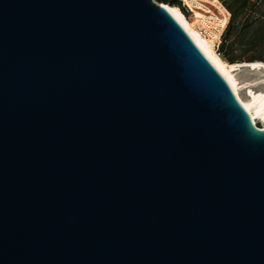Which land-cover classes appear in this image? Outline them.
Returning <instances> with one entry per match:
<instances>
[{
    "label": "water",
    "instance_id": "95a60500",
    "mask_svg": "<svg viewBox=\"0 0 264 264\" xmlns=\"http://www.w3.org/2000/svg\"><path fill=\"white\" fill-rule=\"evenodd\" d=\"M0 264H264V127L166 4L0 0Z\"/></svg>",
    "mask_w": 264,
    "mask_h": 264
},
{
    "label": "bare ground",
    "instance_id": "6f19581e",
    "mask_svg": "<svg viewBox=\"0 0 264 264\" xmlns=\"http://www.w3.org/2000/svg\"><path fill=\"white\" fill-rule=\"evenodd\" d=\"M206 1L211 2L212 0H206ZM166 7L171 12V14L176 18V20H178V22L183 26V28L188 32V34L191 36L194 42L198 45V47L210 60V62L217 68V70L226 79V81L232 88L234 94L236 95L238 101L251 116L254 124H256V120L262 121L264 123V89L261 91H255L252 88H248L245 90L246 97L242 98L238 92V88L240 87V84L231 73L238 66L241 65L246 66L251 70H258L264 68V62L261 60H253V61L230 63L224 60L222 56L214 48L213 40L203 37L200 34L195 24L196 20L194 19L189 20L178 6H171L166 4ZM202 8L204 10L203 12H199L194 9V13L196 14L195 18L197 19L198 17H200L202 18V20H206L204 13L208 12L209 9L206 6ZM216 9L218 12L222 13L220 9L218 8Z\"/></svg>",
    "mask_w": 264,
    "mask_h": 264
},
{
    "label": "rangeland",
    "instance_id": "374dc122",
    "mask_svg": "<svg viewBox=\"0 0 264 264\" xmlns=\"http://www.w3.org/2000/svg\"><path fill=\"white\" fill-rule=\"evenodd\" d=\"M225 3H231L232 0H223ZM180 10L184 15L191 20L192 16L190 13L185 12L182 7ZM248 24V31L242 37L237 35V46L235 53L240 58V62L247 61L251 57L258 55L264 56L263 46H254L253 40L258 35L261 27L264 25V0H250V4L245 8L238 11L236 18L234 19V32L233 36L236 35L237 30L243 25ZM257 31V32H256ZM249 42H251L249 44ZM222 58L226 60L223 56ZM227 61V60H226ZM236 80L239 82L240 87L238 92L242 98L246 97L245 90L252 88L255 91H261L264 89V68L258 70H251L246 66H238L234 71L231 72ZM260 127L264 126L262 121L256 120V125Z\"/></svg>",
    "mask_w": 264,
    "mask_h": 264
},
{
    "label": "trees",
    "instance_id": "16d2710c",
    "mask_svg": "<svg viewBox=\"0 0 264 264\" xmlns=\"http://www.w3.org/2000/svg\"><path fill=\"white\" fill-rule=\"evenodd\" d=\"M156 1L171 6H178L179 8H181V0H156ZM221 1L229 11L230 19L221 36V41L218 45L217 52L230 63L240 62V58L235 53V49L238 44L237 35H238V39L239 37L245 35V33L248 31L249 25L247 23L243 24L239 28V30H237L236 35L233 36V32L235 30L234 19L236 18V15L239 10L245 9L250 4V0H232L231 3H225L223 0ZM250 43L251 42H249V44ZM253 43L254 46L260 45L264 47V25L261 27L258 35L253 40ZM253 60H261L264 62V56L258 55L255 57H251L247 61H253ZM257 127L260 128V125L257 124Z\"/></svg>",
    "mask_w": 264,
    "mask_h": 264
},
{
    "label": "built area",
    "instance_id": "2783aa9c",
    "mask_svg": "<svg viewBox=\"0 0 264 264\" xmlns=\"http://www.w3.org/2000/svg\"><path fill=\"white\" fill-rule=\"evenodd\" d=\"M181 4L185 12L190 13L192 19L196 20L195 24L200 34L203 37L212 39L214 48L217 50L221 41V36L230 19V13L222 1L212 0L211 2H207L206 0H181ZM213 5L220 9L222 13L218 12ZM204 6L209 9L208 12L204 13L206 20H202L200 17L196 19L194 9L203 12L204 10L202 7Z\"/></svg>",
    "mask_w": 264,
    "mask_h": 264
}]
</instances>
